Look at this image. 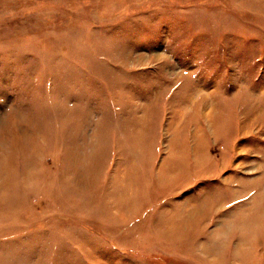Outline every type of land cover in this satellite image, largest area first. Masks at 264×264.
<instances>
[{
  "label": "rangeland",
  "instance_id": "374dc122",
  "mask_svg": "<svg viewBox=\"0 0 264 264\" xmlns=\"http://www.w3.org/2000/svg\"><path fill=\"white\" fill-rule=\"evenodd\" d=\"M0 264H264V0H0Z\"/></svg>",
  "mask_w": 264,
  "mask_h": 264
}]
</instances>
